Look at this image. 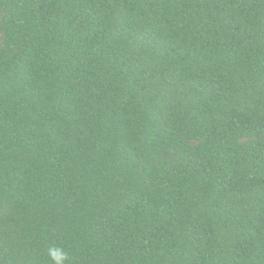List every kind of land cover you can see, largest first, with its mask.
I'll use <instances>...</instances> for the list:
<instances>
[{
	"label": "trees",
	"instance_id": "trees-1",
	"mask_svg": "<svg viewBox=\"0 0 264 264\" xmlns=\"http://www.w3.org/2000/svg\"><path fill=\"white\" fill-rule=\"evenodd\" d=\"M264 264V0H0V264Z\"/></svg>",
	"mask_w": 264,
	"mask_h": 264
},
{
	"label": "clouds",
	"instance_id": "clouds-1",
	"mask_svg": "<svg viewBox=\"0 0 264 264\" xmlns=\"http://www.w3.org/2000/svg\"><path fill=\"white\" fill-rule=\"evenodd\" d=\"M49 264H71L67 251L59 245H51L48 250Z\"/></svg>",
	"mask_w": 264,
	"mask_h": 264
}]
</instances>
